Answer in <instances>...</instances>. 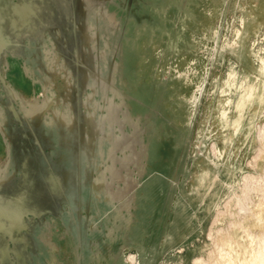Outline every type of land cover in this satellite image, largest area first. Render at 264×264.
<instances>
[{
    "label": "rangeland",
    "instance_id": "374dc122",
    "mask_svg": "<svg viewBox=\"0 0 264 264\" xmlns=\"http://www.w3.org/2000/svg\"><path fill=\"white\" fill-rule=\"evenodd\" d=\"M27 4L34 7V11L26 8ZM100 6H107L117 12L115 29L111 28L99 12ZM243 19L250 23L246 32ZM90 20L96 23V45L99 53L106 50L105 58L99 55L98 64L89 53L84 34ZM0 27L4 34L11 35L13 39L16 37L14 41H20L22 45L12 52L13 56L9 57L8 65L6 62L2 64L3 74H6L7 80L17 90L18 101L3 100L5 105L1 102L0 110L4 111L7 127L17 129L19 139L24 138L26 144L33 147V151L36 150L35 153L38 154L41 149L35 134L37 129L33 124L36 131L31 130V116L24 117L25 100L44 98V84H48L53 77L48 47L54 44L58 46L62 59L74 76L73 80H77L79 76L78 84L74 85L75 90L72 88L70 94V103L74 105V113L77 116L81 114L80 95L85 98V92L90 91L89 84L93 83L92 74L90 79H87L84 68L78 70L75 66L74 58L78 54L83 60L87 59L92 70L103 74L108 82H113L115 89L120 88L125 92L134 93L139 87L137 83L143 81L153 84L158 80L168 85L172 79L177 83L178 79L183 81L177 92L159 98L160 106L158 105L159 110L156 113H151V101H148L149 104H141L145 112L151 113L150 119L143 121L149 131L154 130V139L159 146L157 164L155 161L149 164L151 172L153 171L152 177L156 173L157 165L161 164L162 168H159L160 181L153 187L150 183L152 177H147L145 187L150 186L149 191L146 192L143 188L138 193L140 208L136 235L124 234V227L113 228L120 223V219L114 223L115 214L105 211L108 207L104 208V196L96 203L90 196L80 205L63 197L59 207L53 204L49 206L51 211L42 223L39 219L29 221L32 230L27 236L33 246L28 248L20 242L14 243L10 254L5 256L0 250V264H14V259L18 260V264H21L22 260V264H50L48 258L51 255H55L53 264H99L102 263V258L106 264L107 256L98 259L91 256L92 251L96 249L95 242L100 241L98 237L91 235L94 229L90 221L92 216L97 218L96 229L104 231L99 236L102 242L107 240L110 227L125 237L120 247L123 251L118 264H136L137 262L132 261L138 259V243L133 242L130 247L127 245L130 238L140 240L142 217L146 228L153 226L155 217L164 219L159 234V240L164 243L174 227L175 216L179 217V224L175 225L181 227L184 232L191 233L196 230L197 226L184 224V219L189 217L184 211L188 204L196 207L198 214L195 213L194 216L199 215L198 223L202 222L201 229L195 231L194 240L190 243L192 255L185 256V250L179 252V248H156L151 243L149 232H145V238L150 241L147 246L150 260L146 262L193 264L194 257L200 256L202 259L203 256V260L209 262L210 259V262L213 260L215 264V258L211 260L213 245L208 233H216L220 228L227 232L233 223L247 225L248 222L241 217L246 203L254 205L264 197V110H260L258 104L247 107L243 110L244 119L240 129L235 131L233 127V121L239 115L236 102L241 94V83L245 79L264 80V75L258 70L261 64L260 56H264V0H0ZM238 29H244L245 32L244 56L240 54V48H234L233 45L234 42H241L237 36ZM27 65L30 67L29 73L25 68ZM230 72L236 73L235 85L229 80ZM179 75H182V78H177ZM98 90L96 98L104 103L103 86L99 85ZM150 92L152 94V89ZM196 97L199 101L194 106ZM224 110L228 112L227 118H223ZM250 120L253 121L252 130ZM63 127L64 122L61 121L58 125L55 124L54 129L62 132ZM55 144L58 146V141ZM213 145L217 147V153ZM7 148L5 136L0 129V165L8 158ZM73 150V159H82L83 163L82 170L74 167L68 178V185H74L76 190L81 176L84 180L87 172H90L91 179L98 176L103 161L98 147L93 150L86 149L81 146L80 139L78 145L73 144ZM42 160L43 175L46 178L51 171L48 167L52 161L51 154ZM97 165L99 169L96 168ZM21 167L22 164L19 168ZM216 174L219 175L217 179H210ZM90 188V180H84V194H87ZM197 190L209 192L202 194L197 193ZM201 195H204V202L197 207L196 197ZM238 196L243 198L241 201L244 203L240 201L241 204L237 205ZM208 205H211L210 213L206 211ZM99 206L103 209L101 213L98 212ZM216 215H221L219 221ZM251 230L255 234H262L258 227H252ZM234 231L239 239L247 238L243 227ZM80 232L84 239L87 238L86 235L90 237V243L84 241V246L78 245L83 256L82 261L77 260L75 253L77 233ZM42 236L55 243L54 251L41 241ZM6 242V237L0 238V247ZM119 243L121 244L120 241ZM17 251L19 254H16ZM107 251L108 256L114 252L113 248ZM2 257L5 258L4 261Z\"/></svg>",
    "mask_w": 264,
    "mask_h": 264
},
{
    "label": "bare ground",
    "instance_id": "6f19581e",
    "mask_svg": "<svg viewBox=\"0 0 264 264\" xmlns=\"http://www.w3.org/2000/svg\"><path fill=\"white\" fill-rule=\"evenodd\" d=\"M98 1L100 2V0ZM18 4L20 3L18 2ZM26 8L34 11V7L29 6L28 4L26 5ZM14 11L16 12V10ZM99 12L105 17L106 21L109 22L112 29L117 27V12L112 11L107 6L104 8L100 6ZM32 15L33 14H31V16ZM27 16L26 18L28 19L29 17ZM42 19L44 21L43 16ZM242 23L243 28L245 29L243 30L245 32L249 30L250 23L245 19H243ZM13 24L15 23H12V25ZM31 24L32 26H35L33 23ZM95 24L90 20L84 34L86 35L87 46L90 49L89 53L94 57V60L98 64L99 55H102V57L105 58L106 50H102L99 53V48L96 45L97 31ZM243 30H237V36L241 42H243H234L233 44L234 48H240V54L242 56L246 53V45L244 44L245 37H243L245 32ZM79 36L81 35H78V37ZM14 39L11 35H6L3 32H0V103H3V100L6 99H9L11 102H16L19 97L17 90L7 80L6 74H3L2 72V64L5 62L9 63V57L13 56L12 52H15V48L21 45L18 39L19 42H15ZM172 41L175 42L174 39ZM60 51L61 50H59L58 46L55 44L47 48L49 65L52 66L53 77L48 84H44V98H30L25 100L26 110L24 117L29 118V116H31L32 118V124L30 123L31 130L33 132L36 131H34V124L37 129L35 134L38 136L37 141L41 153H35L36 150L33 151V147L26 144L23 140L24 138L19 139L20 135L17 129L14 127H7L8 125L4 111L3 109L0 110V129L5 136L9 151V158H7L3 165H0V238H7V242L0 247L4 256L10 254L11 246L14 243L20 242L24 247L28 246V248L33 246V242L30 241L29 236H27L32 230L29 221L39 219L42 223L45 216L51 211L49 206L53 204L59 207L61 205L60 203H62L61 201H63V197L67 198L66 200L69 201L73 200L80 205L90 196L95 203L99 198L101 199L102 196H104L103 201L106 202L104 208L108 207L105 211L115 214L114 223L120 219V223H117L116 225L114 224L115 227L113 228L118 229L124 227V234L127 233L135 236L138 229L137 221H139L138 209L140 208V197L138 193H140V190L143 188L146 192L149 191L148 188L150 186L145 187L146 178L149 176L152 177L151 174L153 173L149 168V164L154 161L157 164L156 157L159 155V146L154 139V130L149 131L145 127L143 119H150L151 113H156L159 110L157 107L160 106V97L164 95L170 96L172 92H177L181 88L180 85L183 84V81L179 79L178 83L175 79H172L169 85L165 84V82H158V80L154 81L153 84L143 81L137 83L139 87L134 93L125 92L120 88L115 89L113 82H108L103 74L92 70L86 61L87 59L83 60L84 58L78 54L74 58L75 66L79 68L78 70L84 68L87 79H90L92 74L93 83L89 84L88 87L90 88V91L87 93L85 92V98L82 97L83 95L81 96L79 94L81 114L77 116L74 113V105L70 103L72 100L70 99V94L74 85L78 84L79 76L77 80H73L74 76L62 59ZM260 59L261 64L258 70L264 75V56L261 55ZM25 68L29 73L30 67L27 65ZM178 77L182 78V75L177 76V78ZM229 80L232 81L233 85L236 84L235 72H230ZM99 85H102L105 91L104 103H101V101L96 98V95L99 92ZM74 88L73 90H75ZM150 89H152V94H150ZM240 89L241 94L236 102V108L239 115L233 121L235 131H238L242 126L244 109L258 104L260 110H264V80L262 81L260 78L253 81L245 79V81L241 83ZM200 90L203 91L201 87ZM116 98H118V100ZM148 101L153 103L151 105L153 106V111L151 113L145 112L141 105L143 102L149 104ZM198 101L199 99L196 97L193 101V105L196 106ZM177 109L178 112H180L179 107ZM227 113V110L222 112L223 118H227ZM17 118L21 120L18 115ZM45 118L49 119L45 120ZM61 121L64 122L63 130H61L62 132H57L54 129V126L56 123L58 125ZM60 125L62 126V124ZM249 125L250 130H252V120H250ZM262 137H264V135ZM55 138L58 139V146L55 144L57 142ZM79 139L81 146H84L86 149L93 150L98 147L101 150L103 161V166L100 168V173L97 177L91 179L90 172H87L86 174L87 176L84 180H90L91 184L90 191L86 192L87 194H84L83 192L84 180L82 179V176L80 178V184H77L80 192L77 193L78 188L75 190L73 187L74 185H68V178H70V173L73 172L74 167L77 166L82 170V159H73V144L75 145V143H77L78 145ZM213 146L215 153H217V147L215 145ZM49 154H51L52 157V161H50V165L48 166L51 168V171L45 178L43 175L44 164L42 158L48 157ZM90 160L93 161L92 158H90ZM94 161H96V159ZM20 164L23 165L21 169L19 168ZM96 168L99 169L98 165ZM155 168L156 173H154L153 177L150 179L151 186L153 187L160 181L161 177L159 173H161L160 169L162 168V165L159 164ZM40 172L42 173L41 175L39 174ZM208 177L211 176L208 175ZM218 177L219 175L216 174L210 179L214 180ZM244 177L247 180L246 176ZM217 195H219V192ZM237 198L239 201L237 205H239L243 198L241 199L239 196ZM241 202L244 203L243 201ZM192 210L193 208L190 207L187 211L191 214V212H193ZM206 211L210 213L211 205L206 207ZM98 212H103L102 207H98ZM192 215L194 216V213H192ZM220 216L221 215L215 216L218 221L220 220ZM241 217L244 221L248 222L247 225H237L233 223L232 226L230 225L231 229L227 232H224L223 229L220 228L216 233L211 234L212 231L211 233H208V238L212 241L211 244L213 245V251L211 250L213 252L211 253L213 257H211V260L212 258H215V264H264V197L260 202L254 205L246 203ZM89 218L90 217H88V219ZM96 219V216L90 218L92 226L94 227L91 235L92 237H98L100 241L95 242L96 249L92 251L91 256L97 257V259L98 257L101 258L107 256L108 262L106 264H118L121 261L120 257L123 251L120 250V247H122L121 245L123 244L125 237L114 232L115 229L110 227L107 233V240L102 242L99 236L104 231L96 229ZM238 227L244 228V231L247 233V238L241 237V239H239L237 237L234 229ZM252 227L260 228L262 234H255L254 231L251 230ZM83 237L84 235L82 232H80V234L77 233L78 243L75 245V253L78 261H82L83 259L78 245H83L84 241L90 243L89 235H86V239ZM41 241L48 246L49 249L51 248L53 251L56 249L55 243L47 240L45 237L42 236ZM110 248H113L114 252H112L113 254L111 255L108 253L110 255L108 256L106 253ZM183 250V247H179V252ZM16 254H19V252L17 251ZM197 257L193 258V264H214L212 262L213 260L210 262L209 259V262H206L203 260V256H201L202 259L199 258L200 256L198 259ZM2 258L4 261L5 258ZM54 261L55 255H51L48 258V262L53 264ZM101 262L102 263L99 262V264H104L103 261ZM132 262L140 264L139 258ZM132 262L130 261V263ZM18 263V260L14 259V264ZM22 263L23 260L21 264ZM127 264L129 263L127 262Z\"/></svg>",
    "mask_w": 264,
    "mask_h": 264
},
{
    "label": "crops",
    "instance_id": "0c3cea01",
    "mask_svg": "<svg viewBox=\"0 0 264 264\" xmlns=\"http://www.w3.org/2000/svg\"><path fill=\"white\" fill-rule=\"evenodd\" d=\"M0 32H3L1 27H0ZM7 151H8V148H7ZM7 157L9 158V151H8V155ZM198 192L197 193H208L209 190H205V191H202V190H197ZM207 196H205L206 198ZM204 195H201V196H197L196 199H197V207L198 205H202V203L204 202ZM190 207L193 208V212H191V215H189L190 213H188V209H190ZM184 211L186 213H188V218H186V220L184 219V224L185 225H192V226H197L196 230L195 231H198L201 229L202 227V222H199V215L197 216H193L192 213H197L195 211V206L193 204H188L186 207H184ZM195 211V212H194ZM198 214V213H197ZM142 225H141V238L140 240H136V239H133V238H130L129 239V244L127 245L128 247H130L133 242H137L138 243V251H137V256L140 260V264H147L146 261H149L150 260V256H149V251L147 250V246L150 244L149 240H147L145 237H146V233H148L149 236H151V243L153 244L154 247H158L159 249L164 247H169L171 249H176V248H179V247H183L184 250H185V256H190L192 255L191 253L192 252V248L190 247V243L193 242L194 240V235H195V231H191V233H186L184 232V230H182L181 227H177L176 225L179 224V217H174L173 220H174V227L173 229H171V231L168 233V238L165 240L164 243L161 242V240H159V234L161 232V227L164 223V219L162 217H155L154 219V222H153V226L151 227H148L146 228L145 227V220H144V217H142ZM176 224V225H175ZM146 232V233H145ZM106 260V259H105ZM124 261V259H122ZM103 262H104V259H103ZM125 262V261H124ZM107 263V261H106ZM98 264V263H97Z\"/></svg>",
    "mask_w": 264,
    "mask_h": 264
}]
</instances>
